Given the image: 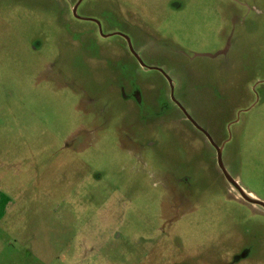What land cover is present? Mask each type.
<instances>
[{"label": "rangeland", "instance_id": "rangeland-1", "mask_svg": "<svg viewBox=\"0 0 264 264\" xmlns=\"http://www.w3.org/2000/svg\"><path fill=\"white\" fill-rule=\"evenodd\" d=\"M78 1L0 0V264H264L262 209L168 80ZM78 14L171 78L264 202V0Z\"/></svg>", "mask_w": 264, "mask_h": 264}, {"label": "water", "instance_id": "water-1", "mask_svg": "<svg viewBox=\"0 0 264 264\" xmlns=\"http://www.w3.org/2000/svg\"><path fill=\"white\" fill-rule=\"evenodd\" d=\"M84 0H79L76 5L74 6L72 12H73V15L76 19H80V20H89V21H94L97 23L98 27H99V32L101 34L102 37H110V36H114V35H120V36H123L129 46H130V50L132 52V54L138 59L139 63L141 64L142 67L144 68H148L145 63L143 62V60L141 59V57L136 53V51L134 50L133 48V45H132V42H131V39L124 35V34H121V33H114V34H111V35H105L103 33V30H102V25L100 23V21H97V20H94V19H87V18H82L80 17V15L78 14V9L80 7V5L82 4ZM229 48H227L226 50L222 51L220 54H226L227 51H228ZM214 57V56H213ZM149 69H156V68H149ZM159 70L160 72H162L166 78L168 79L170 85H171V97H172V100L179 106V108L184 112L187 120H189L194 126L195 128H197L199 131H201L202 133L205 134V136L208 138V140L210 141V143L215 147V149L217 150V162H218V166L220 168V170L222 171V173L224 174L226 180L229 182V184L231 185L232 189L235 190L237 193H239V195L248 203L252 204V205H255V206H261L264 208V202L257 199V198H254L252 197V195L248 194L243 188L242 186L239 184V182L237 181V179H235L227 170L225 164H224V160H223V150H224V145L222 146H218L213 138L211 137V135L205 131L193 118L192 116H190L188 114V112L184 109V107L177 101V99L175 98V91H174V85H173V81L171 80V78L161 69H157Z\"/></svg>", "mask_w": 264, "mask_h": 264}, {"label": "flooded vegetation", "instance_id": "flooded-vegetation-1", "mask_svg": "<svg viewBox=\"0 0 264 264\" xmlns=\"http://www.w3.org/2000/svg\"><path fill=\"white\" fill-rule=\"evenodd\" d=\"M80 20V19H79ZM92 22H94V21H92ZM96 25H97V23L96 22H94ZM98 26V25H97ZM99 28V27H98ZM115 36V35H114ZM118 36H120V35H118ZM111 37V36H110ZM120 37H122L125 41H126V43H127V45H128V47H129V50H130V46H129V44H128V42H127V40L123 37V36H120ZM103 38H105V37H103ZM107 38H109V37H107ZM130 52H131V50H130ZM131 54H132V52H131ZM133 55V54H132ZM134 56V55H133ZM135 57V56H134ZM136 58V57H135ZM137 59V58H136ZM138 60V59H137ZM139 62V61H138ZM141 65V64H140ZM143 69H145V70H157V69H149V67L148 68H144V67H142ZM157 71H159V70H157ZM160 72V71H159ZM165 78H166V76L162 73V72H160ZM167 79V78H166ZM168 80V79H167ZM169 82V81H168ZM169 85H170V83H169ZM173 85H174V83H173ZM170 88H171V85H170ZM174 91H175V86H174ZM172 98V97H171ZM173 101V100H172ZM174 102V101H173ZM175 103V102H174ZM176 104V103H175ZM177 105V104H176ZM177 107L179 108V106L177 105ZM180 109V108H179ZM181 110V109H180ZM182 111V110H181ZM183 112V111H182ZM183 114H184V112H183ZM185 115V114H184ZM186 117V116H185ZM187 119V118H186ZM189 121V120H188ZM190 122V121H189ZM194 126V125H193ZM195 127V126H194ZM197 129V128H196ZM198 130V129H197ZM201 132V131H200ZM202 133V132H201ZM204 134V133H203ZM205 135V134H204ZM239 182V181H238ZM231 186V185H230ZM232 188V187H231ZM243 188V187H242ZM244 189V188H243ZM235 191V190H234ZM235 193L237 194V196L240 198V199H242L243 200V202H245V203H247V204H249V205H251V206H253V207H257V208H261L262 209V212L264 213V208L263 207H261V206H255V205H252V204H250V203H248V202H246L240 195H239V193H237L236 191H235ZM248 193V192H247ZM248 194H250V193H248ZM253 197H255L254 195H252ZM256 198V197H255ZM262 201V200H261Z\"/></svg>", "mask_w": 264, "mask_h": 264}, {"label": "crops", "instance_id": "crops-1", "mask_svg": "<svg viewBox=\"0 0 264 264\" xmlns=\"http://www.w3.org/2000/svg\"><path fill=\"white\" fill-rule=\"evenodd\" d=\"M3 217H0V222H1V219H2Z\"/></svg>", "mask_w": 264, "mask_h": 264}, {"label": "bare ground", "instance_id": "bare-ground-1", "mask_svg": "<svg viewBox=\"0 0 264 264\" xmlns=\"http://www.w3.org/2000/svg\"><path fill=\"white\" fill-rule=\"evenodd\" d=\"M238 181V180H237ZM253 197V196H252ZM255 198V197H254Z\"/></svg>", "mask_w": 264, "mask_h": 264}]
</instances>
